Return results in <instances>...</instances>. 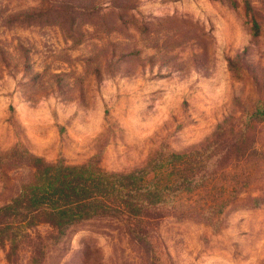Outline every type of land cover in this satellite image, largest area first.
Instances as JSON below:
<instances>
[{
  "label": "rangeland",
  "instance_id": "1",
  "mask_svg": "<svg viewBox=\"0 0 264 264\" xmlns=\"http://www.w3.org/2000/svg\"><path fill=\"white\" fill-rule=\"evenodd\" d=\"M170 153L210 194L60 235L13 217L0 264H264V0H0V207L38 160L126 174Z\"/></svg>",
  "mask_w": 264,
  "mask_h": 264
},
{
  "label": "trees",
  "instance_id": "2",
  "mask_svg": "<svg viewBox=\"0 0 264 264\" xmlns=\"http://www.w3.org/2000/svg\"><path fill=\"white\" fill-rule=\"evenodd\" d=\"M34 167L36 180L0 207V244L9 243L11 250L19 238L20 228L14 227L13 221L16 216L21 217L18 226L29 229L46 224L60 235L100 213L118 211L128 218L147 219L151 209L167 199L179 213L178 206L188 200L186 194H191L195 203L196 195L215 185L213 174L199 175V161L190 153L168 154L162 170L145 167L126 174L109 173L92 164L45 165L38 160ZM210 202L216 200L211 198Z\"/></svg>",
  "mask_w": 264,
  "mask_h": 264
}]
</instances>
